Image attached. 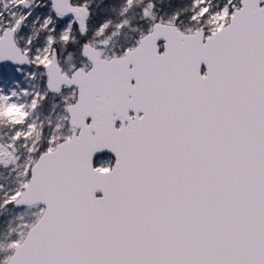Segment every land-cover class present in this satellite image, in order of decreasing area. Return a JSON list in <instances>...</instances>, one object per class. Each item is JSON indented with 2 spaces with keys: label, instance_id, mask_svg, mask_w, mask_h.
Wrapping results in <instances>:
<instances>
[{
  "label": "snow or ice",
  "instance_id": "1",
  "mask_svg": "<svg viewBox=\"0 0 264 264\" xmlns=\"http://www.w3.org/2000/svg\"><path fill=\"white\" fill-rule=\"evenodd\" d=\"M0 264H264V0H0Z\"/></svg>",
  "mask_w": 264,
  "mask_h": 264
}]
</instances>
